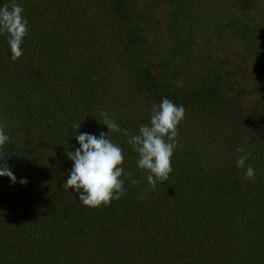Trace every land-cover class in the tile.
<instances>
[{"label": "trees", "instance_id": "trees-1", "mask_svg": "<svg viewBox=\"0 0 264 264\" xmlns=\"http://www.w3.org/2000/svg\"><path fill=\"white\" fill-rule=\"evenodd\" d=\"M13 2L28 31L15 61L0 35V122L10 137L0 151L17 178L0 176V264H264V96L248 106L231 98L224 59L200 67L191 87L177 85L174 74L159 79L139 0L0 6ZM164 97L185 109L167 181L138 199L147 172L127 137L109 132L125 173L139 183L122 176L125 194L96 208L62 186L75 136L108 132L101 111L137 134ZM240 145L251 153L245 165L253 179L236 166Z\"/></svg>", "mask_w": 264, "mask_h": 264}, {"label": "rangeland", "instance_id": "rangeland-1", "mask_svg": "<svg viewBox=\"0 0 264 264\" xmlns=\"http://www.w3.org/2000/svg\"><path fill=\"white\" fill-rule=\"evenodd\" d=\"M141 27L153 45L150 59L159 79L180 87L198 83L199 68L224 59L226 92L247 106L264 96V0H139ZM174 5L180 9L173 23ZM168 70H171L170 73ZM178 70V71H177ZM176 71V73H174ZM70 170L58 176L65 182Z\"/></svg>", "mask_w": 264, "mask_h": 264}, {"label": "clouds", "instance_id": "clouds-1", "mask_svg": "<svg viewBox=\"0 0 264 264\" xmlns=\"http://www.w3.org/2000/svg\"><path fill=\"white\" fill-rule=\"evenodd\" d=\"M23 12V7L15 2L10 6H0V35H6L13 61L23 55L21 44L28 31V21L22 15ZM184 116L183 105L178 106L164 97L158 104H152L149 123L141 124L137 134H132L128 129L120 128L106 111H101L102 123H99L106 125L108 132H100L99 136L83 132L75 136L79 147L74 151L66 150L65 154L72 161V167L62 186L77 192L79 201L84 206L96 208L101 205L108 206L125 194L122 176L131 184H138L139 181L133 177L132 172L125 173L122 167L123 149L108 138L109 132H119L127 137L126 143L137 154V167L147 172L148 187L138 196V199H145L149 189L155 190L157 182L164 183L172 172L171 158L178 144L177 126ZM71 128L74 131L79 129L80 123L71 125ZM9 141L4 124L0 122V148ZM235 151L243 153L236 159V166L245 169L246 179H253L255 169L245 165L251 153L245 152L243 145L236 147ZM7 158L5 151H0V176H7L15 183L17 178L8 167ZM19 183L26 184L27 181L21 179Z\"/></svg>", "mask_w": 264, "mask_h": 264}]
</instances>
